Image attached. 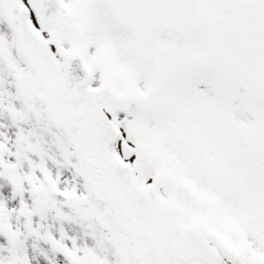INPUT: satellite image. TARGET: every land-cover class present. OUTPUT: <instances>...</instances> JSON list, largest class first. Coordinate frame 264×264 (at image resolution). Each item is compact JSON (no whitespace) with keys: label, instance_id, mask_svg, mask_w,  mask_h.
<instances>
[{"label":"snow or ice","instance_id":"snow-or-ice-1","mask_svg":"<svg viewBox=\"0 0 264 264\" xmlns=\"http://www.w3.org/2000/svg\"><path fill=\"white\" fill-rule=\"evenodd\" d=\"M0 264H264V0H0Z\"/></svg>","mask_w":264,"mask_h":264}]
</instances>
